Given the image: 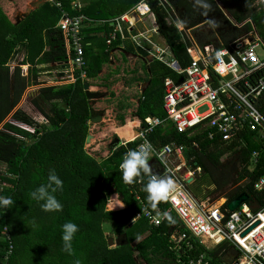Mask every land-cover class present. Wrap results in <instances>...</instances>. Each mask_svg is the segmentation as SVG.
<instances>
[{"label":"trees","instance_id":"obj_1","mask_svg":"<svg viewBox=\"0 0 264 264\" xmlns=\"http://www.w3.org/2000/svg\"><path fill=\"white\" fill-rule=\"evenodd\" d=\"M61 1L69 14H81L91 21H84L81 33L86 77L95 78L101 67L109 63L111 50L119 44L117 39L106 46L113 27L110 22L100 21L125 13L142 0H81L83 6L75 10L71 9L69 0ZM147 3L161 40L170 48L180 68L190 63L187 31L199 46L211 43L220 47L228 46L254 28L260 36L264 34V8L255 5V0H147ZM41 9L44 12L39 14ZM41 9L30 13L16 26L10 25L0 11V165L3 167L0 196L14 201L13 205L0 207V264H74L76 259H80L81 264H177L176 254L170 249V237L184 230L175 214L168 212L166 201L158 203V212L169 213L174 223L163 218L162 223L154 227L143 217L132 222L141 212V204L145 207L148 204L144 191L147 176L126 184L119 165L129 150L136 149L139 140L110 150L100 161L84 150L90 118L83 91L85 80L39 89L49 109L44 112L35 101L34 104L48 125L36 122L19 109L12 113L26 86L36 84L42 73V69L35 68L37 64L53 62L64 70L73 56L62 31L56 27L59 10L48 2ZM174 21L179 22L184 31L179 32ZM206 24L210 28L209 35L202 32ZM22 41L26 62L33 66L26 77L21 76L19 68L10 73L6 66ZM147 68L151 78L134 115L142 122L146 117L161 120L147 135L155 148L170 144L182 146L187 165L192 169L201 168V173L187 186L194 197L215 194L213 200L225 198L227 204L246 193L250 208L256 210L263 205L264 198L253 190V183L264 174V142L255 140L245 129L233 134L213 132L212 138L208 137V130L199 132L198 127L178 131L162 108L163 80L171 77L178 82L182 77L157 61ZM258 108L264 115V94ZM119 119L123 123V117ZM252 152L258 154L255 164L251 160ZM149 166L153 174L160 175L157 163L151 162ZM51 170L63 181V189L54 193L63 205L59 212L44 211L43 201L31 197L32 191L47 183ZM209 186L214 188L204 192ZM114 193L124 208L109 211L106 205ZM149 211L157 213L150 208ZM66 221L79 227L72 242L73 255L62 250L61 226ZM105 224L123 226L121 233L126 234L127 244L109 247ZM4 229L9 240L4 236ZM9 243L12 245L10 254L7 253ZM203 251L194 244L190 256ZM218 252H206L208 257H213L212 264L220 263Z\"/></svg>","mask_w":264,"mask_h":264},{"label":"built area","instance_id":"obj_2","mask_svg":"<svg viewBox=\"0 0 264 264\" xmlns=\"http://www.w3.org/2000/svg\"><path fill=\"white\" fill-rule=\"evenodd\" d=\"M47 1L59 10L57 28L62 31L67 47L73 53L62 72V81L73 84L77 79L85 80L81 30L84 21H91L81 14H69L61 0ZM69 2L74 10L83 6L81 0ZM255 5L264 8V0H255ZM145 17L154 20L147 0H142L121 15L100 21L110 22L113 27L106 46L117 39L120 47L129 43L137 52L182 77L178 82L170 77L163 80L162 108L178 131L198 127L200 131L208 130V137L212 138L213 132L233 134L245 129L255 140L264 142V115L258 108L264 94V34L260 36L254 28L228 46L220 47L211 43L199 46L187 31L190 63L180 68L170 48L161 40L155 21L152 26H146L143 23ZM173 24L179 32L184 31L179 22ZM160 123L157 118L144 120L143 127L140 126L136 133L139 144L135 150H140L145 140L149 142L148 133ZM183 153L182 146L170 144L155 148L152 145L149 155V161H155L159 166V176H171L176 183L175 190L165 201L169 205L168 212L175 214L184 230L170 237V249L176 254L177 264H212L213 257H208L206 252L215 249H220L218 259L223 257L224 264H264V204L254 210L246 201L230 211L225 198L194 197L187 186L201 171L186 165ZM257 157V152H252L253 164ZM182 169L184 172L180 174ZM253 190L264 198V174L253 183ZM144 209L141 204V212L132 222L143 217L154 227L162 223L163 215H148ZM4 236L9 240L7 229H4ZM194 244L204 251L190 256ZM11 251L9 243L7 253Z\"/></svg>","mask_w":264,"mask_h":264},{"label":"crops","instance_id":"obj_3","mask_svg":"<svg viewBox=\"0 0 264 264\" xmlns=\"http://www.w3.org/2000/svg\"><path fill=\"white\" fill-rule=\"evenodd\" d=\"M36 1L37 0H0V11L5 16L7 22L10 25L16 26V25H19L21 22H23L24 19H26L30 13H32L33 11H38L45 5V3L48 2L46 1L43 4L42 2H39V4H37L39 7L31 6ZM42 11L43 10L41 9L39 14ZM5 26L6 25L4 24V27ZM56 27H57V24H56ZM126 44L128 45L129 43H125L123 47H120V45L115 46V48H113L111 50V53L109 54V63L104 64L101 67V69L98 71L97 76L95 78L86 77L85 82H84L89 85L90 92L102 94V97L94 100V102L88 101V110H89V106H92L95 110L105 111L102 117V123L98 125L91 124L90 118H89L88 133L89 135H91L92 131L98 128H101L102 130L100 131V133L96 135V137L102 134H108V133L112 134V132H114L115 135L112 136V140H110L108 144L110 150H115L119 148L120 146H123L126 143L133 141L135 138V134L139 131V127L140 126L143 127L144 120L146 118H154V117H146L144 118L142 122L138 117L134 115L137 105H138V101L141 98V94L148 87L149 80L151 78L149 69L147 67L152 62H154V60H151L149 57L144 56L140 52H137L130 44L125 49V47L127 46ZM23 45H24V41L20 42L16 46L13 52V56L8 61L6 66L9 67V70H13V71L15 70V68H19L21 76L26 77L28 73V69L32 68L33 66H31L30 63L26 62L27 54H26V50L22 47ZM45 50H47V47L44 48V51ZM35 68L42 69L43 71L38 76L36 84L32 83L26 86V88L28 86L36 87L34 88V90L36 91L34 95H39L40 88L60 87V86L67 85L65 82L62 81L64 77L59 75L60 73L63 72V70L58 64L53 63V62L37 64ZM13 71L11 73H13ZM40 76L42 78H40ZM39 81L41 83L40 85H38ZM38 87L39 89L37 91ZM133 102L135 103L134 104L135 109H132L131 107V104ZM131 112H133V114H131ZM119 116L123 117V123H120ZM42 119L45 121V123H47L44 117ZM127 124L130 126V130L132 131L134 135L131 138H120L119 135L114 131V128L123 127L124 125H127ZM197 131L200 132L199 129H197ZM91 137H93V135H91ZM115 137H117L120 140V146H118L115 149H112L111 142L113 141ZM108 154L109 152H107L106 157ZM182 159L184 160V162H186L185 148H184V153L182 155ZM151 162L152 164H156V162L154 161H148L149 164ZM186 165H187V162H186ZM196 168H200V167H196ZM200 171H201V168H200ZM242 183L243 182L239 183L238 185H241ZM204 192H206V189L204 190ZM113 198H117V199L113 200ZM248 199L246 200L247 202H248ZM120 201L121 199L119 198V196L114 193L110 196L109 201L107 202V205L108 206L111 204L114 205L115 202L120 203ZM123 208L124 206L117 207L115 209L113 208L111 210L117 211ZM215 250H217L218 252V249H215ZM219 262H220L219 264H224L225 259L222 257L219 259Z\"/></svg>","mask_w":264,"mask_h":264},{"label":"clouds","instance_id":"obj_4","mask_svg":"<svg viewBox=\"0 0 264 264\" xmlns=\"http://www.w3.org/2000/svg\"><path fill=\"white\" fill-rule=\"evenodd\" d=\"M151 151L152 145L145 140L144 143L140 145V150H129L125 154L119 168L121 170V178L126 184H133L136 178L147 176V183L144 185V191L147 193L146 200L148 201V204L144 211L146 214L151 215V212H149L150 208L152 210H156L157 215H159L157 209L158 203L169 198V194L176 188V183L171 176L161 177L152 173V168L148 164ZM62 189L63 181L55 173V170H51L47 176V183L41 184L34 191H32L31 197L36 201H43L41 208L44 211L59 212L62 210L63 205L57 200L54 193L61 191ZM116 199L117 198H113V200ZM13 202L14 201L11 197L0 196V207L13 205ZM120 204L123 205V202L120 201ZM115 206L116 205H114L113 208ZM163 216L169 223L175 222L169 213L165 212ZM33 227H36L34 221ZM61 227L62 250L69 255H73L72 242L75 234L79 230V227L72 221H66ZM74 264H81L80 259H76Z\"/></svg>","mask_w":264,"mask_h":264},{"label":"rangeland","instance_id":"obj_5","mask_svg":"<svg viewBox=\"0 0 264 264\" xmlns=\"http://www.w3.org/2000/svg\"><path fill=\"white\" fill-rule=\"evenodd\" d=\"M45 10H46V8L44 9V11ZM44 11H42V12H44ZM143 23L146 26H150V25L152 26L154 24V20H151L149 17H145L143 19ZM202 32L207 33L208 35L210 34V28L207 24L203 25V31ZM208 39L211 40L212 38H208ZM9 71L11 73L13 70H9ZM41 76H40V78H42ZM46 78H47V76H46ZM40 84L41 83L39 81L38 85H40ZM34 88H36V87L28 86L24 90L18 104L14 107L12 113L15 110L19 109V110L23 111L24 113H26L29 117L34 119L36 122L48 125L47 123H45L43 121L42 118L44 116L42 115V113L40 112V110L38 109L37 106H39L40 109L43 110L44 112H47L49 109V104L47 101H45L43 99V97L40 94L34 95V93H36ZM38 89H39V87L37 88V91H38ZM34 101L37 103V106L34 104ZM134 104H135L134 102L131 104L132 109H135ZM131 114H133V112H131ZM101 130H102L101 128H98V129H94L92 131L91 135H93V137H91L90 143H88L87 145L85 144L84 150L88 154H90L96 158L103 159L106 157L107 152L110 151L108 144H109V141L112 140V136H114L115 134H114V132H112V134L111 133L102 134V135H99L98 137H96V135L98 133H100ZM95 149H97V150H95ZM0 172H3V167L1 165H0ZM183 172H184V170L182 169L179 173L181 174ZM213 188H214L213 186L205 187L206 190H208V189L212 190ZM208 197L211 200H213L215 198V194H210ZM108 201H109V199H108ZM106 209L109 211H112L108 205H106ZM104 229L106 231V238H109V237L114 238L116 235L120 234L124 228L121 225L112 226V224H105Z\"/></svg>","mask_w":264,"mask_h":264},{"label":"water","instance_id":"obj_6","mask_svg":"<svg viewBox=\"0 0 264 264\" xmlns=\"http://www.w3.org/2000/svg\"><path fill=\"white\" fill-rule=\"evenodd\" d=\"M47 0H37L35 3H33L31 6L33 7H39L37 4H39V2L45 3ZM83 91L85 94V97L88 101H92L94 102V100L102 97L101 93H95V92H90L89 91V85L87 83H84L83 85ZM89 113H90V122L91 124L94 125H98L100 123H102V117L105 113L104 110H95L92 106H89ZM91 139V135H87L86 140H85V144H88L90 142ZM118 146H120V140L115 137L113 139V141L111 142V147L112 149L117 148ZM98 161H100V159H97ZM248 199V195L246 193H241L239 194L235 199H233L232 201H230L227 204V208L230 211H233L234 209H236L241 203H244L246 200ZM107 243L109 247H121L127 244V237L125 233H120L118 235H116L114 238L109 237L107 238Z\"/></svg>","mask_w":264,"mask_h":264},{"label":"bare ground","instance_id":"obj_7","mask_svg":"<svg viewBox=\"0 0 264 264\" xmlns=\"http://www.w3.org/2000/svg\"><path fill=\"white\" fill-rule=\"evenodd\" d=\"M114 131L119 135V137L120 138H131V137H133V133H132V131L130 130V126L127 124V125H124L123 127H119V128H114ZM135 137H136V134H135ZM135 139V138H134ZM114 205H116L115 207H114V209L115 208H117V207H119L120 206V203H118V202H115V204ZM113 204H111V205H109V207L111 208V209H113V206H114ZM122 206V205H121Z\"/></svg>","mask_w":264,"mask_h":264}]
</instances>
